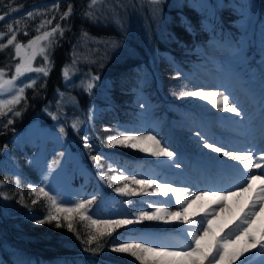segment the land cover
<instances>
[{"label": "rangeland", "instance_id": "374dc122", "mask_svg": "<svg viewBox=\"0 0 264 264\" xmlns=\"http://www.w3.org/2000/svg\"><path fill=\"white\" fill-rule=\"evenodd\" d=\"M227 1L230 2V5H236L239 13L236 25L237 32L241 37L240 46L227 53H222L220 50L216 51V48L221 46H216L214 40H209L200 52L192 51L193 53H190V56L192 54L200 60L190 64L191 68L188 72L182 71L180 66L175 63L177 68L173 70V75L182 78L176 98L183 104L174 107L173 118L168 113L164 117H159L158 112H161V107L153 105L146 99L147 97L137 93L130 101L135 107L134 115L124 114V121H112V117L104 118L107 124L102 126L93 120L99 108H104L108 102H112L109 92L112 77L106 76V61L109 55L112 57L114 52L126 57L130 56L137 46L143 50L153 47L155 42L164 38L167 31L166 24L174 10L177 7L180 8L181 4L195 2L206 13V16L218 19L219 12L222 11L223 5ZM99 5L100 3L96 6L95 12L101 11V15L105 14L102 22L105 25L112 22L113 28L108 34L109 36L98 37L88 34L83 36L85 39L82 42L83 46L79 44L81 50L74 54L71 61L64 67V70L66 67L68 68L67 78L63 71L64 88H60L56 92L54 102H49L51 105L44 104L43 116H39L37 112L31 113V120H27L17 128L13 126L14 121L12 124H8L6 117H0L1 126L6 130L4 136L7 142L0 151V157L6 159L5 162L8 164L9 170H11L10 166H13L15 171L19 172L22 169H17L14 149L22 147L33 149L27 162L34 170L33 175L39 176L34 180L37 181L35 187L41 186L51 191L52 195L62 202L63 207H73L80 200H84L86 192H90L92 196L89 200L98 195L94 202L115 210L117 219L135 220L138 212H154L158 207L176 212L179 210V205L176 204L175 197H172L169 202L166 197L161 196L152 188L148 189L149 200L147 201L123 196L114 191L116 187H123V182L117 184L111 177L108 178V172L111 171L107 167L112 160L101 161L103 166L107 165L106 179L101 181L97 176V168L93 167L89 151L83 147L84 139L82 140L81 137L87 136L89 142L95 146L93 149H99L100 139L104 140L103 145L110 146L107 143V137L125 130H128L127 134L132 135L151 133L162 141V145L168 146L170 151L176 153L175 161H169L166 157H152L138 149L124 148V151L131 154V157L124 160L127 162L119 166L114 175H119L123 171L125 175H135L137 179L155 178L157 182H171L174 187L191 186L204 191H208L210 188L221 189L217 186L226 184L225 173L222 169L230 171L233 176L237 177L235 167L227 165L216 167L210 164L206 157H208L207 154L211 155L212 151L203 148V143L196 133L201 132L203 135L208 130L210 134L208 132L207 135H211L210 141L215 142L217 139H222L225 142L241 144L238 145L240 148H247L245 144H251L250 147L255 146L257 156L260 154L259 150L264 147V110L261 112L259 109V106L264 109V88L260 84L264 82V49H262L264 46L262 42L264 38V9L259 13L255 0H160L155 5L148 3V0H113L107 1L102 8ZM112 35H114L113 38ZM44 43L46 42H41L42 45ZM249 49H251L250 54L247 52ZM216 52L220 53L216 54ZM74 61L75 63H73ZM158 65L157 63L156 66ZM110 71L112 73V68ZM33 73L36 72L27 73L26 77H31ZM92 76H97L99 79L92 81ZM10 77L6 75L5 79ZM171 77L173 78V76ZM88 82L93 84L90 90H86ZM196 90L225 91V94H230L231 99L239 105L243 114L236 116L234 113L222 112L213 108L207 101L180 95L182 91ZM75 91L86 96L77 95L74 93ZM119 96L121 102L124 101L123 104L129 103L127 102L129 101L128 96ZM0 98H10V94H5ZM28 104L29 102L23 105L26 107ZM16 107L17 105L14 111H19L21 113L19 116H13L12 113L7 115L18 123L21 120L22 112ZM108 108H110L109 105L106 109ZM53 116L56 118L53 119ZM74 123L78 125L79 130L73 128ZM5 125L7 126L5 127ZM61 128L64 129L63 133L60 131ZM259 135H263V137L256 139ZM90 138L96 142H91ZM68 141L73 143V148L68 144ZM77 141L79 144L76 143ZM79 145L81 146L79 147ZM85 159L91 161L92 168L87 166ZM177 164L180 167H176ZM116 166L113 164V167ZM250 171L255 175H260L264 171V165H262V169L254 168ZM35 176L29 177L27 180H31ZM228 177L226 176V179ZM78 178L82 182L78 181V184L74 185L73 182H76ZM257 181H254L253 190H250L252 195L255 194L254 190L259 186L256 184ZM234 185L236 184L230 187L231 191L239 192L240 189ZM0 193L2 192L0 191ZM199 194L197 192V195ZM224 194L227 195L226 192ZM4 197L2 193L0 206L3 208L1 211L6 213L7 219L8 215H13L15 207L6 202ZM229 202L228 196L224 202L227 211L231 210ZM185 207L188 208L189 214L197 213L196 216L191 217L193 219H200L204 211L215 208L216 215L209 217L211 225L205 222V226L210 227L212 235L216 237L228 232L241 216L239 212L234 213L227 224L223 220L224 214L220 212L221 209L217 207L211 195L203 197L201 201L185 205ZM261 207L262 210H259ZM256 213V216L253 217L252 229L258 238L260 229L264 228V203H261ZM4 222L0 216V249L15 254L16 264H33L24 259L20 250L16 248L20 244L19 241L25 237L16 234L8 221L5 222L9 224L8 226H5ZM134 224L136 227L124 226L127 230L122 232L119 239L123 237L128 242H132L130 238H143L151 241L152 244L166 245L175 250L185 247L186 243L191 240L190 237H187V233L181 231L189 227L182 220H169L168 222L143 220ZM141 225L153 226V229H145ZM210 238L206 237L205 240ZM232 239L236 241L231 246L232 250L239 249L245 244L244 239L236 240L235 236ZM257 251L258 249H252L253 253ZM111 252L132 259V264H140L130 254ZM120 259L118 258V260ZM128 259L122 260L124 262L120 264H130ZM241 259L245 260V264H259L260 261L259 256H252L251 253H245ZM104 263L119 264L104 259L96 253L81 255L80 252L63 254L54 262V264ZM236 264H240V261H237Z\"/></svg>", "mask_w": 264, "mask_h": 264}, {"label": "trees", "instance_id": "16d2710c", "mask_svg": "<svg viewBox=\"0 0 264 264\" xmlns=\"http://www.w3.org/2000/svg\"><path fill=\"white\" fill-rule=\"evenodd\" d=\"M107 1L113 0H102L99 7L102 8ZM53 2L54 0H0V15L8 13V15H4L3 20H0V33L3 34L0 37V42L6 44L7 39L11 38V33L8 31L9 25L12 26L17 35V39L12 45L0 51V68L6 67L7 76L12 75L15 70V63H18V58L16 60L12 59L15 54L16 43L26 44L28 39L41 35L45 31H51L57 24L64 30L63 36L60 35L59 31L54 34L57 43L53 45L54 51L52 49L48 50L50 62L45 64L43 56L40 55L33 61L34 68L45 67L48 75L44 76L43 73L37 72L31 75V80H35L36 83L34 87L26 88L25 98L16 107L18 110H21L22 117L18 123L13 120L14 128L22 126L27 120H31V113L35 114L37 112L39 116H43L44 104L48 103L47 105L49 106L51 105L49 104L50 101L54 102L56 92L60 88H64V67L71 61V57L81 50L79 44L83 46L82 42L85 40L83 39L84 33L91 36L106 37L109 36L108 34H110L113 28L112 22L106 25L102 22L105 14L101 15V11L95 12V19H89L84 15L86 11H89L87 4L90 0H59V10L49 11L52 8ZM255 2L259 13L263 12L264 0H255ZM229 3L227 1L223 5L218 19L206 16V13L195 2L181 4V7H177L169 18L164 38L161 41L155 42L154 48L151 47L143 50L137 46L134 52L126 57H122L112 51V57L109 55L106 61V76L112 77L109 89L112 102L107 103L106 107L108 105L110 107L108 109L106 107L99 108L93 120L102 126L103 124H107L104 118L112 117V121H124V114L130 113L134 115L135 107L130 101L133 100L134 95L137 93L147 97L146 99L153 105L161 107V112H158L159 117H164L168 113L173 118L174 107H179L183 104L176 98L178 97L176 93L182 84V78L173 75V70L177 68L175 63L180 66L182 71L186 70L188 72L191 68L189 67L191 66L190 64L197 63L200 60V58L194 57L192 54L190 56V53L195 51L200 52L209 40H214L216 46L220 45L221 47L216 48V51L220 50L222 53H227L240 46L239 40H241V37L239 36V32H237L236 25L239 13L237 12L236 5H230ZM8 4L11 5V9L15 10L12 11L7 6ZM69 4L73 5V11L70 17L61 20L60 16L67 10ZM28 12H32L33 16L28 17ZM37 13H40V15H37ZM53 15L55 19L52 20V23H45L43 27H40L39 32H37L36 29L41 25L42 21L52 19ZM26 32L28 36L24 35ZM114 35H112V38ZM262 42L264 43V38ZM251 49L247 51L249 54L251 53ZM262 49H264V46H262ZM217 53L219 54L220 52ZM154 56L155 59L153 60ZM256 57L258 58L259 55L257 54ZM157 63L159 64L158 66H156ZM111 68L112 73L110 71ZM31 80L23 79V83H30ZM140 82H142V85H140ZM74 93L86 96L79 91H75ZM119 95L128 96L129 101L127 102L129 103L123 104L124 101L121 102ZM28 102L29 104L24 107L23 104H27ZM9 118L11 119L7 115L6 119L8 120ZM5 131L0 123V151L7 143L4 136ZM81 139L83 140L82 137ZM90 140L93 143L96 142L93 138H90ZM100 140V148L92 149L91 155L103 153L110 157L109 160H112L114 165L118 166L124 165L127 162H124V160H128L131 157V154L124 151V147L105 146L103 145L104 140ZM76 143L79 144L78 141ZM68 144L72 147L73 143L68 141ZM31 153H33V149H27L26 147L14 149L15 164L18 165L17 169H22L19 172L18 170L16 172L13 166H10L11 170H9L8 164L5 162L6 159L0 157V181H4L0 185V191L4 196L8 197L5 201L15 207L13 215H8L6 219V213L1 211L3 208L0 206V216L3 222H9L16 234L18 233L25 237V239L19 241L20 244L16 248L20 250V254L23 255L24 259L33 264H54L59 256L67 253H91L85 251L87 235L91 231L90 221H80L77 218L74 222V226L81 238L85 240V243H81L74 233L68 231L66 221L62 219L63 215L60 221L63 226L59 228L56 226L55 221L44 224L35 223L36 218H43L48 213L50 201L46 197H43L42 194L39 196L30 194L31 189L29 185L36 186L37 181L34 180L35 178H39V176L33 175L34 170L31 168V164L27 162L28 156ZM86 162L87 166H91L92 168L91 161L86 160ZM106 167L107 165L105 164L101 169L105 174H107L105 171L107 170ZM114 174L115 171L108 172V178ZM33 176H35L33 179L27 180V178ZM77 181L82 182L80 178ZM45 190L52 195L51 191L46 188ZM142 195L133 196L132 198L149 200L148 193ZM21 196H23V200H21ZM84 196V200H89L92 194L86 192ZM97 196H95V200L98 198ZM34 199H37L38 203L33 204L32 200ZM89 212L92 215V219H117L115 210L101 206L95 202L90 206ZM9 224L5 223L4 225L8 226ZM126 227H136V225L131 224ZM141 227L153 229V226L149 225H141ZM125 230L127 229L124 227L119 228L113 233L112 237H105V239L111 240L115 238L119 240L122 232ZM113 246L112 244H107L96 254L119 264L124 262L122 260L128 259L126 256H121V254L115 255L111 252ZM90 247H95V244ZM118 258L121 259L118 260ZM128 262L132 264V259H128ZM0 264H16V255L0 249Z\"/></svg>", "mask_w": 264, "mask_h": 264}, {"label": "snow or ice", "instance_id": "6c2138e0", "mask_svg": "<svg viewBox=\"0 0 264 264\" xmlns=\"http://www.w3.org/2000/svg\"><path fill=\"white\" fill-rule=\"evenodd\" d=\"M102 0H90L87 4L89 11H86L84 15L89 19H95L96 6L101 3ZM160 0H148V3L155 5ZM11 9V5H7ZM14 11L15 9H11ZM59 10V0H54L52 8L49 11ZM73 11V5L69 4L66 11L60 16L61 20L70 17ZM4 15H8L5 13ZM4 15H0V20L4 19ZM28 17H32L33 13L28 12ZM40 15V13H37ZM55 19L53 15L52 19L42 21L41 25L36 29L39 32L40 27L44 24H51L52 20ZM17 23H19L17 21ZM8 31L11 33V38L7 39V43L0 42V51H3L7 46L12 45L17 39L16 31L13 30L12 26L9 25ZM18 31V29H17ZM60 32L63 36L64 30L59 26L53 27L51 31H45L42 35H36L31 39H28L27 44L16 43L14 49L13 60L19 59L18 63H15L14 74L9 79H5L8 74L6 67L0 68V97L5 94H10V98H0V117H6L8 113H12L13 116H19V111H14L16 105L20 104L21 100L25 98L26 88L34 87L36 81L31 80L30 77H26L27 73L37 72L43 73L44 76L48 75V71L45 67L33 68V61L38 55L43 56L44 63L47 64L49 60V49L54 51L53 45L57 43L54 38V34ZM28 36V33H24ZM3 34L0 33V37ZM87 36V33H84ZM46 42L43 45L41 42ZM75 63V61L73 62ZM64 75L68 77V68L64 70ZM21 78H27L31 80L30 83L24 84ZM92 81L99 79L97 76H92ZM22 85V86H19ZM93 87L91 82L87 83V89L90 90ZM184 97H196L201 100L207 101L212 105L213 108H217L220 111H226L234 113L236 116L243 114L242 109L239 105L231 99L230 94H225V91L221 92H205L203 90L196 91H182L180 93ZM143 107V105H141ZM56 117L53 116V119ZM8 124H12L13 120L8 119ZM7 125H5L6 127ZM73 128L78 129L76 123L73 124ZM60 131L63 133L64 129ZM128 130L120 132L116 135L107 137V143L110 146H121L124 148L138 149L142 153H147L152 157H166L169 161H175L176 153L170 151L168 146L162 145V141L157 138L156 135L149 133L148 135H132L127 134ZM200 141L203 143V148L210 149L214 153H218L224 157L234 160L238 165L243 166L241 171L238 166L235 167V171L240 178L239 183L234 185L241 192H248L253 190L254 181H259L260 187L255 189V194L251 197V201L247 206V210L238 217V220L234 225L225 232L223 235L218 237L212 235L211 228L205 226V222L211 225L209 217L216 215L215 208L204 211L203 216L200 219H193L197 213H188V208L185 205H190L203 197L212 196V199L216 202V205L221 210L225 209V201L230 195H237L239 193H233L231 188L219 189L210 188L208 191L203 189H195L191 186L174 187L171 182H157L155 178L148 179H137L135 175H125L123 171L119 175L111 176V179L116 181L117 184L123 182V187H116L114 191L120 193L123 196L133 197L147 194L148 189L152 188L155 192H158L161 196L166 197L168 201H171L172 197H175L176 204L179 205V210L176 212L169 211L167 208L158 207L154 212L140 211L138 212L137 218L133 219H109V220H98L92 219V215L89 212L90 206L95 201V197L91 200H80L73 207H63L62 202L58 201L53 195H50L44 187H35L29 185L31 189L30 194H36L46 197L50 201V210L43 218H36V224H44L46 222H56V226L62 227L61 215L63 220L66 221V226L69 232L76 235L77 239L81 243H85V240L81 238L79 232L74 226V222L78 218L80 221H90L91 231L87 235L85 251L93 254L100 251L107 244L114 245L111 250L117 253H127L132 257H135L140 264H236L240 261V264H245V260L241 258L245 256V253H251L252 256H259V264H264V228L260 229L259 237L254 234L252 225L253 217L256 216V210L261 203H264V171L260 175L253 174L251 169H262L264 165V147L259 150V155L255 154V146L253 148H236L226 149L224 146H218L215 142L208 140L200 132L196 133ZM84 149L89 151L90 159L93 161V167L97 168V176L101 181L106 179L105 173L101 171L103 165L101 161L109 160L110 157L101 153L99 155H91V150L95 147L89 142L87 136L83 137ZM63 155V154H61ZM114 162L109 163V171H116L119 166L113 167ZM51 167V166H50ZM176 167H180L179 164ZM4 181H0L2 185ZM136 185L138 187H132ZM197 192L200 194L197 195ZM227 193L225 195L224 193ZM171 194V195H170ZM2 195V193H0ZM5 199L8 197L5 196ZM23 200V196H21ZM33 204L38 203L37 199L32 200ZM127 203V201H126ZM143 220L155 221L164 220H182L185 225L189 227L182 229V232L187 233V237H190V242L186 243L185 247L180 250H175L166 245L152 244L151 241L143 238H130L132 242H128L125 238L116 240L115 238L108 240L105 237H112L113 233L124 226L139 223ZM235 236L236 240L244 239L245 244L243 247L232 250L231 246L236 242L232 239ZM206 237H211L207 241ZM95 244V247H90ZM252 249H258L257 252L253 253Z\"/></svg>", "mask_w": 264, "mask_h": 264}, {"label": "bare ground", "instance_id": "6f19581e", "mask_svg": "<svg viewBox=\"0 0 264 264\" xmlns=\"http://www.w3.org/2000/svg\"><path fill=\"white\" fill-rule=\"evenodd\" d=\"M208 132L210 134V131L207 130L203 134V136H205L209 140L211 135L208 136L207 135ZM261 136L263 137V135H259V136L256 137V139L262 138ZM211 139L213 140L214 138H211ZM215 143L218 146H224L226 149H231V148L236 149V148H240L238 145H241V144H236L234 142H232V143L225 142V141H222V139H217L215 141ZM250 146H251V144H245V147H247V148H253V147H250ZM207 156L208 157H206V158L209 160L210 164H213L216 167H220L221 165L222 166L223 165H227V166H238L241 170H243V166L242 165H238L236 163V161L230 160L229 158L224 157V156H222V155H220L218 153L211 152V155H208L207 154ZM222 171L225 173L224 178H225L226 184H221V186L219 185L217 187H221V189L228 188V187L230 188L233 184L239 183L240 179L238 178V176L237 177L236 176H233V173H231L230 171H226L224 169H222ZM226 176L227 177L229 176V177L226 179ZM256 184L259 185V186L257 185L258 188H259L260 187V184H259L258 181L256 182ZM232 192L233 193H239V194H237V195H230L229 196V199H230L229 205L231 206V210L230 211H227L226 209H224V210H221L220 211V212H222L224 214L223 215V220L227 224L230 221V219L232 218V216H233L234 213L239 212L240 215H242L243 212L247 210V206L249 205V203L251 201V197L253 196L251 191H249V192H241V191L237 192V190H232ZM260 206H261V204H260ZM259 210H262V207Z\"/></svg>", "mask_w": 264, "mask_h": 264}]
</instances>
